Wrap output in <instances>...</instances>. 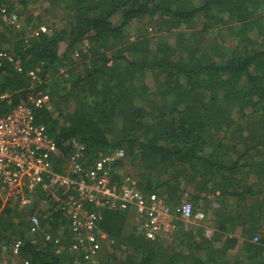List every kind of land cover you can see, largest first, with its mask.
Masks as SVG:
<instances>
[{"label": "trees", "instance_id": "1", "mask_svg": "<svg viewBox=\"0 0 264 264\" xmlns=\"http://www.w3.org/2000/svg\"><path fill=\"white\" fill-rule=\"evenodd\" d=\"M39 2L61 13L62 26L45 25L47 33L26 43L20 32L6 48L13 30L2 25L3 47L22 71L0 66V95L12 100L0 101V115L25 100L27 71L38 66L50 104L34 109L35 121L62 153L56 171L72 138L89 164L122 149L109 167L116 180L127 164L143 194L170 206L185 198L210 216L205 225L176 216L170 235L149 240L129 227L131 209H102L97 229L112 244L84 261L69 249L60 212L40 217L30 233L39 200L53 204L37 190L32 207L7 204L0 219V246L22 242L15 264H264V0ZM47 233L60 235L59 246L44 243Z\"/></svg>", "mask_w": 264, "mask_h": 264}, {"label": "built area", "instance_id": "2", "mask_svg": "<svg viewBox=\"0 0 264 264\" xmlns=\"http://www.w3.org/2000/svg\"><path fill=\"white\" fill-rule=\"evenodd\" d=\"M0 21V29L4 25L21 32L18 15L7 12L5 6H0ZM47 32L45 25L29 29L24 32L23 42ZM5 61L22 71L19 58L1 46L0 38V66ZM27 77L29 86L25 100L0 115V219L7 204L17 203L20 208H25L35 198L37 190H41L53 202L47 216L53 211L63 215L71 240L69 249L84 261L95 258L102 241L107 240V236L97 229L102 209H131L139 220L144 237L149 240L172 232V220L176 216L185 222L203 220L204 214L194 211L185 198L170 206L155 193L143 194L138 178L129 173L121 172L120 180H116L109 173V167L113 160L124 156L122 149L89 164L84 158L83 143L72 138V152L62 163L64 170L56 171L55 164L62 158V153L46 125L36 123L34 115V109L50 104V95L47 90L40 89L43 83L40 67L27 71ZM0 101L9 106L11 95L1 94ZM47 216L34 212L28 217L31 234L37 232L40 217ZM51 240L59 246L60 235L54 238L50 233L44 235V243ZM21 246L19 239L1 245L0 264H15Z\"/></svg>", "mask_w": 264, "mask_h": 264}, {"label": "rangeland", "instance_id": "3", "mask_svg": "<svg viewBox=\"0 0 264 264\" xmlns=\"http://www.w3.org/2000/svg\"><path fill=\"white\" fill-rule=\"evenodd\" d=\"M6 1L9 2V5H10V2L13 3L14 8H12L11 12H15L20 19L21 33L26 32L29 29L36 28L37 26L43 25V24L46 25L48 27V29H50V30L56 29L55 26L57 28H60L62 26V20L60 19L61 13L57 12V15H59V18H58V16H55L54 14L50 15L52 13L51 10H49V8H46L43 5V3L39 2L40 0L30 2L28 5L23 6V7L20 4H18L15 0H6ZM147 27H149V25H147ZM0 31L4 32L5 30L0 29ZM132 32H133V30H132ZM19 33L20 32H17L16 30H13L12 33H8L7 31H5V37L9 41V42L3 41V44L5 45L6 48H13L14 43H16L19 39H21V35ZM132 35H133V33H132ZM149 35L154 39L158 38V36H154V35H156V33L152 32V31L150 32ZM165 38L167 39V36ZM60 48H61V50L64 48L63 43L60 44ZM124 165L120 166V167H122L121 172L129 173V174L133 175V172H135V169H131L127 164H124ZM36 196H37V193H36ZM36 200L37 199L33 198L32 201L30 202V205L25 207V208L29 209L30 207H32L33 203ZM52 205L53 204L47 202V200H39V202L37 204V208L34 210V212H37L41 215L47 216L49 214V210H50V207ZM196 210L202 211L201 209H198V208H196ZM202 212L204 213L205 218L207 216H210V213L206 214V212H204V211H202ZM207 218H209V217H207ZM204 222L207 223L206 219ZM129 227H135L138 232L141 231L140 228L138 227V223L135 219V216H132V218L130 219ZM170 233L171 232H168L166 235H170ZM103 245H105V248H102V253L104 250H109V244L107 242H105V244H103ZM96 261H97V259H96Z\"/></svg>", "mask_w": 264, "mask_h": 264}, {"label": "clouds", "instance_id": "4", "mask_svg": "<svg viewBox=\"0 0 264 264\" xmlns=\"http://www.w3.org/2000/svg\"><path fill=\"white\" fill-rule=\"evenodd\" d=\"M8 27V26H7ZM8 28H10V27H8ZM1 30H3V27H1ZM11 30H13L12 28H11ZM20 32V31H19ZM143 193V192H142ZM157 196H159L158 195V193H155ZM160 197V196H159ZM161 198V197H160ZM115 210V209H114ZM196 210V209H195ZM196 211H200V210H196ZM133 212V211H132ZM200 212H202V211H200ZM134 213V212H133ZM203 213V212H202ZM204 214V213H203ZM134 216H135V214H134ZM135 219H136V221H137V223H138V227L140 228V223H139V220H137V218H136V216H135ZM205 216H204V218H203V220H201V221H199V222H185V221H183V223L184 224H187V225H190V224H195V223H200V222H204L205 221ZM206 224V223H205ZM204 223H203V225H205ZM98 225H99V223H98ZM174 225V224H173ZM174 229H175V225H174ZM140 230H141V228H140ZM138 232V231H137ZM173 232V231H172ZM102 233H104L106 236H107V234L105 233V232H102ZM140 233H142V235H143V232H142V230L140 231ZM144 236V235H143ZM105 242H107L108 244H109V246L112 244V239H110L108 236H107V240H103L102 241V244H101V250H102V248H105V245H103V244H105ZM95 258H97V257H95ZM94 259V258H93ZM83 261V260H82ZM16 262V261H15Z\"/></svg>", "mask_w": 264, "mask_h": 264}, {"label": "bare ground", "instance_id": "5", "mask_svg": "<svg viewBox=\"0 0 264 264\" xmlns=\"http://www.w3.org/2000/svg\"><path fill=\"white\" fill-rule=\"evenodd\" d=\"M1 46L3 47V44H2V42H1Z\"/></svg>", "mask_w": 264, "mask_h": 264}, {"label": "crops", "instance_id": "6", "mask_svg": "<svg viewBox=\"0 0 264 264\" xmlns=\"http://www.w3.org/2000/svg\"><path fill=\"white\" fill-rule=\"evenodd\" d=\"M198 208V207H197ZM199 209V208H198Z\"/></svg>", "mask_w": 264, "mask_h": 264}]
</instances>
